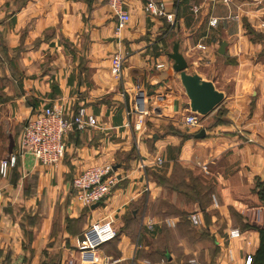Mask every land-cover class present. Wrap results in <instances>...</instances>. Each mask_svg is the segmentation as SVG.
<instances>
[{
  "label": "crops",
  "instance_id": "obj_1",
  "mask_svg": "<svg viewBox=\"0 0 264 264\" xmlns=\"http://www.w3.org/2000/svg\"><path fill=\"white\" fill-rule=\"evenodd\" d=\"M157 1L176 11L171 33L138 0H126L131 19L119 35L106 0H0V161L47 106H63L67 118L84 108L97 121L65 134L56 165L25 154L0 177V264H160L164 252L168 264H244L256 251L254 264L264 262V0ZM174 45L186 74L224 96L198 128L183 124L189 100L172 70ZM118 50L124 65L115 80ZM134 84L151 97L141 132L125 127L121 94ZM102 163L113 165L118 184L97 207H82L72 180ZM106 217L116 238L78 252L83 232ZM232 229L240 238L228 237Z\"/></svg>",
  "mask_w": 264,
  "mask_h": 264
},
{
  "label": "built area",
  "instance_id": "obj_2",
  "mask_svg": "<svg viewBox=\"0 0 264 264\" xmlns=\"http://www.w3.org/2000/svg\"><path fill=\"white\" fill-rule=\"evenodd\" d=\"M142 2L143 11L157 19L163 18L167 24L166 32L171 33L177 27L176 11L166 12L163 2L157 0H138ZM226 3L227 0H218ZM126 0H106V5L112 12L116 25L114 32L119 35L129 24L131 16L127 9ZM124 55L118 50L110 59V72L115 80L122 77ZM157 65L156 68H162ZM122 97L127 99L128 106L125 112V127L132 128L135 132L143 131L147 118L152 115L149 108L150 96L146 89L139 84H134L129 90H123ZM201 116L189 112L183 118V124L188 128L200 127ZM97 125L96 119L79 108L72 117H66V110L61 105L47 106L37 111L26 120L17 142L15 153L8 155L0 161V177L5 178L8 170L15 166L19 157L25 154L31 155L41 166H53L60 162L65 153L64 136L68 131H83ZM160 158H156L154 164L160 165ZM118 184V177L110 163H102L89 166L81 174L72 180V189L75 201L82 207H90L101 203ZM192 226L201 224L197 214L188 217ZM165 225L173 227L171 220H165ZM152 229L149 220L144 224ZM117 236L113 220L110 217L93 222L77 241V251L81 253H93L104 244L111 242ZM230 239L240 238V232L232 229L229 232ZM228 259L233 260L231 251H228ZM250 254L246 255L244 264H251ZM141 264V263H132Z\"/></svg>",
  "mask_w": 264,
  "mask_h": 264
},
{
  "label": "water",
  "instance_id": "obj_3",
  "mask_svg": "<svg viewBox=\"0 0 264 264\" xmlns=\"http://www.w3.org/2000/svg\"><path fill=\"white\" fill-rule=\"evenodd\" d=\"M225 43H221L218 54H224ZM172 61V70L179 75L180 83L184 89L185 95L189 100V109L191 112L201 116V118L209 115L216 107H218L224 96L221 92L215 90L211 82L202 80L197 75L186 74V62L181 54L178 52V46L174 45L172 54L170 55ZM205 137V131L201 130L195 135L196 139ZM13 144H10L9 151H11ZM98 204L92 206L97 207ZM170 259L169 257H167Z\"/></svg>",
  "mask_w": 264,
  "mask_h": 264
},
{
  "label": "rangeland",
  "instance_id": "obj_4",
  "mask_svg": "<svg viewBox=\"0 0 264 264\" xmlns=\"http://www.w3.org/2000/svg\"><path fill=\"white\" fill-rule=\"evenodd\" d=\"M178 78H179V77H178ZM148 94H149V91H148ZM166 253H168V252H166ZM161 254H162V255H161ZM161 254H159V256H157V259H155L154 261L157 260V262H159L160 264H168L167 261L165 260L164 256H163V254H165V252H164V253H161ZM211 254H212V257H213V258H214L215 255H216L215 252H212ZM215 261H216V260L199 259L198 262H193V263H189V264H215Z\"/></svg>",
  "mask_w": 264,
  "mask_h": 264
},
{
  "label": "trees",
  "instance_id": "obj_5",
  "mask_svg": "<svg viewBox=\"0 0 264 264\" xmlns=\"http://www.w3.org/2000/svg\"><path fill=\"white\" fill-rule=\"evenodd\" d=\"M158 182L161 183V184H163V185H168L169 187H173V188L178 189V190H180L181 187H182V186H181V187H177L176 185L172 184L171 182H168V181L164 180L163 178H158ZM261 238H262L261 240H263L262 242H264V237L262 236ZM112 241H113V240H112ZM261 248H264V246L262 245ZM257 257H258V252L256 251V252L252 255V262H251V264H254L255 259H256ZM263 263H264V262L261 261V263L258 262L257 264H263Z\"/></svg>",
  "mask_w": 264,
  "mask_h": 264
}]
</instances>
